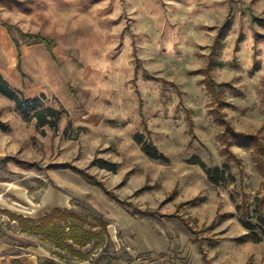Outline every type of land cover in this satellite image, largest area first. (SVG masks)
<instances>
[{
  "label": "rangeland",
  "instance_id": "1",
  "mask_svg": "<svg viewBox=\"0 0 264 264\" xmlns=\"http://www.w3.org/2000/svg\"><path fill=\"white\" fill-rule=\"evenodd\" d=\"M0 75L62 113L39 128L0 93V264H264L241 222L264 216L256 150L224 137L264 145V0H0ZM195 157L235 182L211 184ZM54 207L100 236L70 249L12 218Z\"/></svg>",
  "mask_w": 264,
  "mask_h": 264
},
{
  "label": "trees",
  "instance_id": "2",
  "mask_svg": "<svg viewBox=\"0 0 264 264\" xmlns=\"http://www.w3.org/2000/svg\"><path fill=\"white\" fill-rule=\"evenodd\" d=\"M228 27L226 24L225 28ZM28 38L36 40L41 44H44L48 49L52 48V40L47 37H42L40 35H29ZM220 39V38H219ZM21 58V57H20ZM0 93L14 101L17 110L23 114H28L32 112L33 114L28 117V120H36L39 128L50 127L52 130L57 131L58 123L61 120L62 113L54 108H47L45 110L39 109V100H27L20 98L9 86V84L0 75ZM226 132L224 137H228V142L233 140L241 148H255L256 150V166L258 172L264 177V145L255 137L251 135H246L243 133H238L234 128L225 124ZM0 129L8 131L9 128L4 123L0 121ZM135 142L141 148L142 152L152 160H160L168 162V159L163 155L153 143L144 137L142 134H137L134 137ZM231 158H235V155L231 153L230 150L227 152ZM192 164L198 165L206 173L208 180L211 184L215 186H222L227 183L235 182V177L232 174L228 166L222 168L212 167L208 168L207 165L198 157L192 159ZM99 168L111 173H117L118 165L108 161L98 162ZM55 168H68L65 166L57 165ZM83 178L88 180L93 185H98L95 179L88 174L73 169ZM259 210L263 213L264 208V197L259 200L258 203ZM14 220L19 222V225L24 232H33L37 234H43L48 239H52L55 243L60 244L64 247L72 248L68 245V242L77 244L79 246H87L94 242V238L100 236L99 233L92 231H87L85 228L88 222L78 215L73 210L55 208L51 213L46 214L44 217L39 219L25 218L23 216L12 215ZM260 224L256 225L251 222L242 220L244 228L248 231L247 234L243 236V241L252 242H262L264 239V216L259 217ZM94 228V227H91ZM107 230V226L104 224L103 229ZM206 262H208L205 257ZM48 264H55L50 261Z\"/></svg>",
  "mask_w": 264,
  "mask_h": 264
},
{
  "label": "crops",
  "instance_id": "3",
  "mask_svg": "<svg viewBox=\"0 0 264 264\" xmlns=\"http://www.w3.org/2000/svg\"><path fill=\"white\" fill-rule=\"evenodd\" d=\"M63 203H64V204H63V207H64V208H68L65 200L63 201ZM55 208H56V207L51 208L50 210H47L46 213L43 214V215H42L41 217H39V218H42V217H44L46 214L51 213ZM39 218H36V219H39ZM32 219H33V218H32Z\"/></svg>",
  "mask_w": 264,
  "mask_h": 264
}]
</instances>
